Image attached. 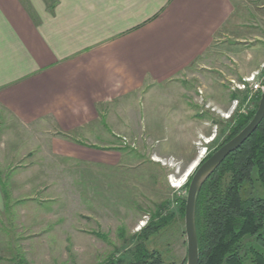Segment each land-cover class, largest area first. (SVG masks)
<instances>
[{
    "label": "crops",
    "instance_id": "crops-1",
    "mask_svg": "<svg viewBox=\"0 0 264 264\" xmlns=\"http://www.w3.org/2000/svg\"><path fill=\"white\" fill-rule=\"evenodd\" d=\"M237 15L234 0H0V119L30 130L35 142L18 158L0 153V211L5 213L9 173L29 190L28 179H55L51 169L58 160L116 169L123 159L134 163L120 151L128 141L157 149L159 158L183 157L158 148L157 134L177 132L176 147L182 146L185 97L193 100V131L204 120L195 111L203 93L185 90L181 101L169 96L174 102L161 107L162 122L143 130L132 105L179 84L195 66L206 69L212 48L230 35ZM237 67L230 78L239 82L258 69ZM244 93L219 104L206 92L205 107L227 113ZM191 155L184 159L192 162Z\"/></svg>",
    "mask_w": 264,
    "mask_h": 264
},
{
    "label": "rangeland",
    "instance_id": "rangeland-1",
    "mask_svg": "<svg viewBox=\"0 0 264 264\" xmlns=\"http://www.w3.org/2000/svg\"><path fill=\"white\" fill-rule=\"evenodd\" d=\"M234 2L238 14L234 27L230 35L220 37L212 48L211 62L206 63V69L195 66L190 76L179 84L164 86L132 105L135 120L143 130L153 121L162 122L161 107L174 102L169 96L175 94L181 101L185 90L203 93L202 104L195 111L203 113L204 120L197 122L193 131L188 124L193 100L185 97V130L179 132L184 138L182 146L176 147L177 132L174 135L160 130L157 134L158 148L178 152L183 157L169 154L159 158L157 149L128 141L122 143L120 151L124 156L134 157V163L128 164L123 159V165L116 169L58 160L51 169L55 179H28L32 185L29 190L23 189L24 185L19 182L23 179L12 177V173L9 178L5 175V213L0 211V264H103L113 257L129 261L128 251L140 242L134 237L150 222L152 215L167 201L172 212L178 210L176 200L187 198L194 172L228 136L232 117L241 115L238 111L231 113V108L227 113L206 108L209 97L206 92L214 93L217 103L230 104L229 95L243 92L233 90L234 83L238 85L242 81L230 78L231 75L235 78L237 66L250 70L258 66L248 77L263 68L264 62L259 64L264 61V0ZM241 95L237 99L240 106L248 92L244 98ZM254 109L253 102L244 115ZM127 122L123 117V123ZM193 136L196 140L191 146ZM30 149H35L31 131L0 119V153L18 158ZM190 152L192 162L184 159ZM159 159L160 162L156 161ZM50 184L51 191L46 192L43 188L50 189ZM248 189L264 197V189L256 180L253 188ZM13 190L27 193L14 194ZM146 245L160 255L164 264H187L185 218L176 214L171 225L152 235Z\"/></svg>",
    "mask_w": 264,
    "mask_h": 264
},
{
    "label": "trees",
    "instance_id": "trees-1",
    "mask_svg": "<svg viewBox=\"0 0 264 264\" xmlns=\"http://www.w3.org/2000/svg\"><path fill=\"white\" fill-rule=\"evenodd\" d=\"M260 99L261 94L250 113L232 117L228 136L206 159L248 125ZM255 180L264 189V120L248 141L227 157L199 192L196 227L200 264H264V197L248 189L253 188ZM186 200V197L176 200V212L169 209L167 201L152 215L150 222L134 237L140 242L128 251L129 261L113 257L103 264H164L157 252L148 249L146 241L171 225L176 214L185 218Z\"/></svg>",
    "mask_w": 264,
    "mask_h": 264
},
{
    "label": "water",
    "instance_id": "water-1",
    "mask_svg": "<svg viewBox=\"0 0 264 264\" xmlns=\"http://www.w3.org/2000/svg\"><path fill=\"white\" fill-rule=\"evenodd\" d=\"M264 120V92L253 119L235 137L222 145L212 156L203 161L194 172L188 187L185 208V232L187 236V264H200V251L196 227V205L199 192L205 182L227 157L240 149L255 133Z\"/></svg>",
    "mask_w": 264,
    "mask_h": 264
},
{
    "label": "built area",
    "instance_id": "built-area-1",
    "mask_svg": "<svg viewBox=\"0 0 264 264\" xmlns=\"http://www.w3.org/2000/svg\"><path fill=\"white\" fill-rule=\"evenodd\" d=\"M234 83V82H233ZM233 90L236 91H243L248 92L247 98L245 99L244 103L241 104L238 100L233 101V105L231 107V113H236L238 111V114H245L247 111H250L252 107V103H255V100L259 97V95L264 92V64L262 71L254 73L251 77L244 78L243 82L241 84L236 85L234 83ZM250 86V87H249ZM160 162L159 160H156ZM164 163V162H163ZM164 165H167L164 163ZM173 187H175V184H172Z\"/></svg>",
    "mask_w": 264,
    "mask_h": 264
},
{
    "label": "bare ground",
    "instance_id": "bare-ground-1",
    "mask_svg": "<svg viewBox=\"0 0 264 264\" xmlns=\"http://www.w3.org/2000/svg\"><path fill=\"white\" fill-rule=\"evenodd\" d=\"M176 182V181H175ZM178 183V182H177ZM177 185V184H176ZM179 185V184H178Z\"/></svg>",
    "mask_w": 264,
    "mask_h": 264
}]
</instances>
